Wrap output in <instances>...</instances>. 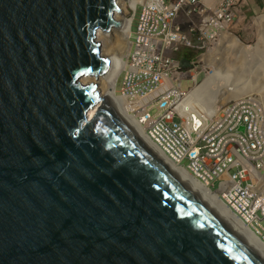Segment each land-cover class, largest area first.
<instances>
[{
  "label": "water",
  "instance_id": "obj_1",
  "mask_svg": "<svg viewBox=\"0 0 264 264\" xmlns=\"http://www.w3.org/2000/svg\"><path fill=\"white\" fill-rule=\"evenodd\" d=\"M120 12L0 0V264H264L82 81Z\"/></svg>",
  "mask_w": 264,
  "mask_h": 264
},
{
  "label": "built area",
  "instance_id": "obj_2",
  "mask_svg": "<svg viewBox=\"0 0 264 264\" xmlns=\"http://www.w3.org/2000/svg\"><path fill=\"white\" fill-rule=\"evenodd\" d=\"M139 7L133 52L121 71L122 94L144 97L137 110L148 117L145 128L157 144L177 163L188 160L204 184L223 190L227 204L264 238V115L259 104L251 98L232 101L218 121L199 126L195 116L178 111L183 82L192 73L176 53L200 50L195 38L206 45L221 30H230L243 11L241 3L223 0L210 7L204 0H140L135 8L130 5L132 23ZM182 16L190 20L184 24Z\"/></svg>",
  "mask_w": 264,
  "mask_h": 264
},
{
  "label": "bare ground",
  "instance_id": "obj_3",
  "mask_svg": "<svg viewBox=\"0 0 264 264\" xmlns=\"http://www.w3.org/2000/svg\"><path fill=\"white\" fill-rule=\"evenodd\" d=\"M138 1L140 0H119L121 12L117 14V18L120 20L121 26L114 28L111 32H99V39L103 42V53L109 57L111 62L110 68L103 76L82 78V81L84 83H102L104 85V93L102 91L101 93L106 96L112 110L131 130L141 146L193 195L202 200L233 234L248 242L264 260V239L252 229V225L241 215H237L231 206L224 201L225 198L218 195V191L211 190L206 184L199 181L189 168L175 163L153 137L147 133L145 125L149 123L148 117L146 114L141 115L137 110L143 104L142 100L144 97L136 96L133 98L130 94H119L116 92L117 79L123 69L124 62H127V58L133 52V40L130 39L132 20L126 16L128 13L126 5L130 3L135 8ZM257 19L264 27V14ZM219 40V43L226 46L224 48L227 53L234 56L237 55L241 59H253L255 56L258 58L264 48V37L261 38L258 45L252 47L243 43L239 37L229 33L228 30L219 32ZM218 49L220 48H211L202 58L208 61L209 64L221 62L222 58L226 56L218 55L220 54ZM221 49L220 52H222ZM138 51H140V48ZM225 63L227 64V61ZM218 66H221V63ZM225 66L223 68L217 67L218 69L206 77L207 79L203 83L198 82L197 75H195L196 85L189 91L184 92L179 100V113L189 119L195 116L193 120L196 126L202 124L204 120H207V124L215 120L218 121V117L223 113V108L230 102L244 101L247 98H251L259 104L264 115V90H256L252 84H245L239 81L229 83L231 73H228ZM238 78L240 79V76ZM227 84H230L231 87L228 88ZM260 93L262 94V97L259 98L261 101L257 98ZM96 111V109H93L91 115H94ZM262 123L264 124V122ZM154 135L157 136L156 133ZM261 175L264 177V174ZM252 189L256 190V187L253 186ZM222 192L223 190H221Z\"/></svg>",
  "mask_w": 264,
  "mask_h": 264
},
{
  "label": "rangeland",
  "instance_id": "obj_4",
  "mask_svg": "<svg viewBox=\"0 0 264 264\" xmlns=\"http://www.w3.org/2000/svg\"><path fill=\"white\" fill-rule=\"evenodd\" d=\"M126 6L129 9V6L128 5ZM140 13H141V7H139L138 9L137 18L134 21V25H133L134 33L137 30ZM262 15L263 14H259V15L252 14L250 12L245 11V9H243V11L239 14L237 20L233 23V25L230 26V30H228V32L239 37L240 40L246 45L255 47L256 45L259 44V42L261 41V38L264 37V27H262V25L258 22V19H257L261 17ZM186 21H188V18L185 16H182L181 22L185 23ZM198 21L200 20L199 19L195 20V22H198ZM132 38H135L134 34L132 35ZM195 40H196L195 42L198 45L200 44L203 47L200 50L199 49L191 50V54L194 55L193 59H194L195 64L192 67H190L189 70H191L193 76L197 75L198 82L203 83L204 80L207 79L206 77H208L210 74H212L215 70L218 69L217 67L223 68L226 64L225 62L227 61L225 69L228 70L229 74L231 73L229 83L239 81L245 84H250V85L252 84L256 88V90L257 89H261L262 91L264 90V48H263L262 53L258 56V58L257 56H255L253 59H248V58L241 59L237 55L234 56V55H231L230 53H227L226 52L227 50L225 49L226 46L219 43L220 41L219 37H216L215 40H211L206 45H205V41H201V40L198 41L196 38ZM214 47H219L220 49L222 47L221 49L222 52H220V49H218L220 53L218 55H222L223 57L226 56L229 58L226 59L225 57V58H222L221 62H215V63L209 64L208 61L202 58V56L206 54L211 48H214ZM229 61H232V62H229ZM220 63H221V66H218L220 65ZM238 76H240V79L238 78ZM121 84H122V77L120 78L117 84L118 92L120 91ZM193 85H194V82L191 78L185 79L183 82V90L187 92L189 91V88H191ZM99 86H100L101 91L104 93V85L102 83H99ZM227 87L230 88L231 87L230 84H227ZM260 94L257 97L258 99L262 97V94L261 95ZM155 112H156L155 109L152 110L153 114Z\"/></svg>",
  "mask_w": 264,
  "mask_h": 264
},
{
  "label": "crops",
  "instance_id": "obj_5",
  "mask_svg": "<svg viewBox=\"0 0 264 264\" xmlns=\"http://www.w3.org/2000/svg\"><path fill=\"white\" fill-rule=\"evenodd\" d=\"M223 0H204V2L210 7H215L219 5ZM241 3V6L245 11L250 12L252 14H264V0H238ZM182 57H189L193 59L194 55L191 54V50L187 52H183ZM191 67V66H188Z\"/></svg>",
  "mask_w": 264,
  "mask_h": 264
},
{
  "label": "clouds",
  "instance_id": "obj_6",
  "mask_svg": "<svg viewBox=\"0 0 264 264\" xmlns=\"http://www.w3.org/2000/svg\"><path fill=\"white\" fill-rule=\"evenodd\" d=\"M128 6H129V9H128V13H127V17L128 18H130L131 19V15L129 14V12H131V8H130V3L129 4H127ZM243 8V7H242ZM139 9V8H138ZM138 9H137V11H138ZM136 18H137V13H136ZM136 18H135V20H136ZM188 18V17H187ZM132 20V19H131ZM134 20V21H135ZM190 19L188 18V21H189ZM134 21H133V23H132V21H131V39L132 40H134L135 38H132V35L134 34L135 35V33H134V31H133V25H134ZM188 21H186V22H188ZM185 22V23H186ZM184 23V24H185ZM196 41V40H195ZM196 43V42H195ZM188 50H192V49H188V48H186V49H183L182 51H180V52H178V53H176V55L177 56H182V54H183V52H187ZM181 58V57H180ZM185 58H188V59H190L189 57H182V64H183V59H185ZM191 60V63H192V66L195 64V62H194V59H190ZM125 63L126 62H124V65H125ZM124 65H123V67H124ZM184 66V65H183ZM191 66V67H192ZM185 67V66H184ZM185 68H187L188 70L190 69V67H185ZM122 71V70H121ZM191 71V70H190ZM192 73V72H191ZM195 76V75H194ZM193 76V74H192V77L194 78V80H196L195 79V77ZM122 77V79H123V75L121 74V72H120V75H119V77H118V79H117V83H116V92H118V90H117V84H118V82H119V80H120V78ZM192 77H190L191 79H192ZM193 80V79H192ZM194 82V81H193ZM196 83H197V80H196ZM194 86V85H193ZM192 86V87H193ZM191 87V88H192ZM121 88H122V84H121ZM121 88H120V91L118 92L119 94H122V90H121ZM191 88H189V90L191 89ZM147 131V130H146ZM148 133V132H147ZM163 149V148H162ZM164 150V149H163ZM165 151V150H164ZM165 153L168 155V156H170L166 151H165ZM171 157V156H170ZM171 159L173 160V161H175L172 157H171ZM187 161V162H186ZM175 163H177L176 161H175ZM177 164H179V163H177ZM179 165H182V166H185V167H187V168H189L188 167V160H185V161H183V163L182 164H179ZM192 172V171H191ZM193 173V172H192ZM194 174V173H193ZM194 176L196 177V175L194 174ZM197 178V177H196ZM199 181H201L199 178H197ZM202 182V181H201ZM203 183V182H202ZM208 186V185H207ZM211 190H213V191H218V195H220L222 198H223V196L221 195V192L219 191V190H217V185H215L214 187H216V188H214L213 186H208ZM225 201V200H224ZM226 202V201H225ZM227 203V202H226ZM230 206V205H229ZM232 208V207H231ZM235 211V210H234ZM235 213L237 214V215H239L236 211H235ZM240 216V215H239ZM253 229V228H252ZM254 230V229H253ZM255 231V230H254ZM256 232V231H255ZM257 233V232H256ZM258 234V233H257ZM259 235V234H258ZM260 236V235H259ZM261 237V236H260ZM261 238H263V237H261ZM264 239V238H263Z\"/></svg>",
  "mask_w": 264,
  "mask_h": 264
}]
</instances>
